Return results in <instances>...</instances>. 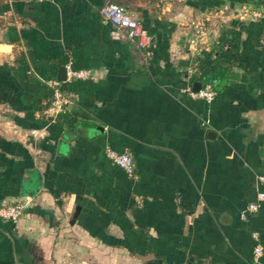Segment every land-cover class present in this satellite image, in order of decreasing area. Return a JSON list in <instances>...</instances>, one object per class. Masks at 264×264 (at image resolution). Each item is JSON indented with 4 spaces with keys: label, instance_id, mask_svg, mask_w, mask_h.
I'll return each mask as SVG.
<instances>
[{
    "label": "crops",
    "instance_id": "0c3cea01",
    "mask_svg": "<svg viewBox=\"0 0 264 264\" xmlns=\"http://www.w3.org/2000/svg\"><path fill=\"white\" fill-rule=\"evenodd\" d=\"M105 1L0 0V202L31 197L0 218V264H264V200L240 216L264 190V0H113L151 36L147 58ZM62 65L90 74L49 121ZM194 81L213 99L182 90Z\"/></svg>",
    "mask_w": 264,
    "mask_h": 264
},
{
    "label": "built area",
    "instance_id": "2783aa9c",
    "mask_svg": "<svg viewBox=\"0 0 264 264\" xmlns=\"http://www.w3.org/2000/svg\"><path fill=\"white\" fill-rule=\"evenodd\" d=\"M180 1L185 0H154L157 7H164L168 3ZM242 8L252 17H259L263 12L257 5L245 4ZM99 12L105 20L111 23L117 35L133 42L139 48L145 47V58L151 54V36L139 19L127 12L120 4L113 0L105 1L100 6ZM193 26L194 31L189 38L188 46L196 48L200 42V37L204 33L205 19L200 18L194 21ZM89 74V69H75L67 66L66 78L64 80L56 77H51L46 80L51 88V99L44 109L45 116L49 121L54 120L59 114L64 112L70 101L69 95L63 87V83L71 78H86ZM182 90L192 97L202 98L206 101L212 100L215 95L214 89L207 85L201 86L199 89L195 90L192 84H188L184 86ZM105 155L127 175L136 177L135 162L129 151L116 150L107 145L105 147ZM258 179L264 184L263 175H258ZM30 200L31 197L26 195L15 201L0 202V218L3 220L16 221L22 216ZM262 200H264V190L257 192L255 200L247 204L245 209L240 212V216L245 217L248 213L257 211ZM253 236L256 240L252 247V257L255 261H258L263 254L264 246L263 243L258 240L257 232H254Z\"/></svg>",
    "mask_w": 264,
    "mask_h": 264
},
{
    "label": "water",
    "instance_id": "95a60500",
    "mask_svg": "<svg viewBox=\"0 0 264 264\" xmlns=\"http://www.w3.org/2000/svg\"><path fill=\"white\" fill-rule=\"evenodd\" d=\"M231 75H236L234 70L231 71ZM58 79L64 80L66 78V68L64 65L60 66L59 73L57 75ZM202 86L201 81H194L192 87L197 90Z\"/></svg>",
    "mask_w": 264,
    "mask_h": 264
}]
</instances>
